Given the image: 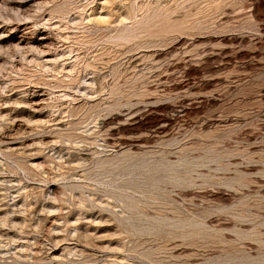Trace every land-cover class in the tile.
Masks as SVG:
<instances>
[{"label": "rangeland", "instance_id": "rangeland-1", "mask_svg": "<svg viewBox=\"0 0 264 264\" xmlns=\"http://www.w3.org/2000/svg\"><path fill=\"white\" fill-rule=\"evenodd\" d=\"M0 264H264V0H0Z\"/></svg>", "mask_w": 264, "mask_h": 264}]
</instances>
